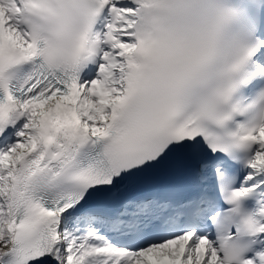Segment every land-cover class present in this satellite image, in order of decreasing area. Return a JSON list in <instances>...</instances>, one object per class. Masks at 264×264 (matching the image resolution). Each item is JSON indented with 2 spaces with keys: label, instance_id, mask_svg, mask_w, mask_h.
Instances as JSON below:
<instances>
[{
  "label": "snow or ice",
  "instance_id": "6c2138e0",
  "mask_svg": "<svg viewBox=\"0 0 264 264\" xmlns=\"http://www.w3.org/2000/svg\"><path fill=\"white\" fill-rule=\"evenodd\" d=\"M0 264H264V0H0Z\"/></svg>",
  "mask_w": 264,
  "mask_h": 264
}]
</instances>
